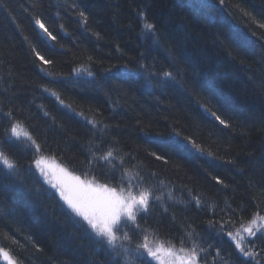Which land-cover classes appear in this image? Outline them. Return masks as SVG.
I'll use <instances>...</instances> for the list:
<instances>
[{
  "label": "trees",
  "instance_id": "16d2710c",
  "mask_svg": "<svg viewBox=\"0 0 264 264\" xmlns=\"http://www.w3.org/2000/svg\"><path fill=\"white\" fill-rule=\"evenodd\" d=\"M0 2L4 5L0 7V107L13 110L24 130L41 143L44 155L82 175L90 141L95 139L90 125L43 91L47 86L85 116L111 125L105 130L106 140L119 141L121 155L131 152L136 156L132 161L125 158L126 167L142 163L146 175L155 172L156 178L165 182L164 200L151 205L143 219L138 218L142 228L176 249L180 248V238L187 239L185 233L194 229L208 250L207 264H257V260L242 257L227 235H217L208 228V220L214 217L246 223L257 210L264 214V52L260 49L264 37L255 44H242L241 36L256 39L244 27L247 18L235 7L231 8L235 19L227 11L211 14L208 9L192 7L196 0ZM226 3L238 4L264 22V0ZM72 4L87 13L88 30L79 23ZM141 9L157 26L159 46L142 32L137 15ZM35 16L57 35V42L44 37L34 25ZM61 24L68 35L61 31ZM96 32L101 39L95 37ZM30 45L54 63L43 65ZM170 52L179 65H186L184 87L171 83L163 89L151 87L138 74L139 64L143 62L157 72L169 69ZM125 63L131 73L122 67ZM81 65L90 68L95 77L76 75L74 70ZM108 68L111 73L105 72ZM47 73L56 74L55 83ZM208 82L215 86L213 96H209ZM209 100L213 110L230 120L231 128L216 124L197 103ZM41 105L49 117L43 116ZM149 122V134L140 132L139 128ZM7 126V118L0 116V132ZM173 128L194 136L206 150L221 160H234L235 165L209 161L180 146L170 135ZM21 149L14 138L4 145L6 153L28 169L33 158ZM151 152L168 162L155 160ZM95 171L101 183L116 186V181L108 178L112 172L106 162L95 165ZM214 176H220L227 187L217 185ZM21 178L31 191L21 187L15 177L0 172V209L5 214L0 217V243L19 264H119L105 246L65 222L60 204L44 193L41 182L32 176ZM186 189L202 196L199 209L189 202ZM169 191L173 199L167 198ZM13 237L18 243L12 242ZM253 243V250L261 253L259 264H264V236L254 237ZM216 249L220 257H216Z\"/></svg>",
  "mask_w": 264,
  "mask_h": 264
},
{
  "label": "snow or ice",
  "instance_id": "6c2138e0",
  "mask_svg": "<svg viewBox=\"0 0 264 264\" xmlns=\"http://www.w3.org/2000/svg\"><path fill=\"white\" fill-rule=\"evenodd\" d=\"M0 7H4L0 2ZM72 9L75 15L79 18V23L82 27L87 29L88 15L84 10H77V5L72 4ZM192 7L197 9H208L210 13H218L220 11H227L228 15L233 19L236 18V13L231 10L232 7L238 9L244 18H247L248 23H245L244 27L251 37L255 40H248L247 35L241 36L242 44L249 45L255 44L264 37V22L258 20L251 12L240 8L238 4L229 5L226 0H196V3ZM59 15V13H57ZM140 20L142 21V32L144 36L153 41V44L159 46L161 43V37L157 29L156 24L149 22L147 14L141 9L137 12ZM264 16V12L261 13ZM34 25L41 30L44 37L48 41L57 42V35L53 34L46 26V23L40 18L35 16L33 18ZM19 27V26H18ZM61 31L65 35H68L64 28V25L60 26ZM257 30L260 31L258 36ZM97 39H101L99 32L94 33ZM27 40V37H25ZM35 57L43 65H52L53 60L46 58L36 49L35 45H30ZM61 48L64 46L61 44ZM260 49L264 52V43L260 44ZM116 50L119 52L120 47L117 44ZM231 55V53H229ZM143 57V53H141ZM170 68L161 69L159 72L150 70L149 65L141 62L137 72L139 75L144 76V79L151 87H158L163 89L168 84H176L183 88L182 73L186 68V65H179L177 63V57L171 52L169 53ZM89 61L93 60L92 56L88 57ZM243 63V61H241ZM122 67L126 72L131 73L133 70L129 69L128 64L125 63ZM154 69V65L152 66ZM41 71L46 69L42 68ZM112 69H105L106 73H111ZM119 73V69H117ZM74 73L79 75L81 73L86 74L88 77H95V73L90 68H85L81 65L79 70H74ZM50 77V82L55 83L58 77L54 73H47ZM207 89L209 96L216 94L215 86L211 83H207ZM43 91L50 96L54 97L58 104L66 109L68 112L75 116L84 119L94 132L95 139L90 141L92 147L88 150L87 163L84 166L82 175H77L75 170H69L68 167H64L60 164L50 163V157L44 155V148L41 143L37 141L27 131L23 132V136L29 142L30 147L35 150V158L30 161L29 169H35L38 172V182L42 181L41 187L47 196L51 199L57 200L61 207V214L65 217V222L69 224L75 231L81 232L86 238L95 240L96 243L105 246L110 250L111 254L116 257H123V264H152L153 261L159 262V264H165V261L161 258V246L155 243V233H149L148 229L142 228L139 219H143L142 214H147L151 205L156 202H160L165 198L164 189L167 187L163 180H158L157 174L151 172L145 174L143 170V164L137 163L131 165V168L126 167V159L128 161L136 160V156L131 152L123 153L121 155V149L117 146L119 141L113 140L108 142L106 140L107 132L111 125L105 123L103 120L96 119L95 117L85 116L83 111H77L72 104L66 103L61 97V94L54 89L47 86H43ZM261 95H264L262 91ZM200 108L207 113L212 120L221 126L223 129L232 127L229 119H226L218 111L213 110L211 101L201 103L197 101ZM44 117H49L48 111L44 110L43 105L39 106ZM0 116L6 117L8 120V126L3 128L0 132V172L8 176L15 177L21 187L27 191H31L24 184L21 178V165L17 160L13 159L4 150L6 142L12 141L13 138L19 140L21 138L22 123L15 118L13 110L9 109L4 111L0 107ZM53 122L55 117H51ZM137 125L141 124L138 119ZM62 127V125H61ZM151 129V123H147L139 128V131L149 134ZM98 134V135H97ZM243 134V133H242ZM170 135L176 138V142L184 147L190 149L200 157H205L209 161L219 160L223 164L235 165V161L232 159L221 160L215 153L206 150L201 143L197 142V139L191 135H182L180 131L175 128L172 129ZM106 150H104V146ZM93 148L95 150H93ZM151 156L155 160H162L167 163V159L159 155L156 152H151ZM100 161L106 162L112 172L111 180L116 181V186L110 187L108 184H99L96 181L95 165H98ZM135 169L134 172L132 170ZM119 172L117 178L116 173ZM132 173V174H130ZM213 180L217 185H224L223 179L220 176H214ZM47 187H44V186ZM189 196V202H194L196 208L202 206L203 198L200 195H192L191 189H186ZM39 192V189L37 190ZM159 193V194H157ZM168 199H173L172 193H167ZM259 209V206L257 205ZM167 211V209H165ZM5 214L0 209V217ZM229 227L234 229L230 231ZM128 228L131 231H126ZM208 228L216 231L217 235H227L228 238L234 243L235 250L245 258L249 260H257L261 256L260 252H256L253 248H249L248 245L252 243L251 238L256 237L257 233L264 236V214H261L257 210L247 222L234 221L231 217L227 220L216 219L215 217L208 220ZM136 230H139L137 233ZM153 239L150 240L149 236ZM184 237L179 240L180 248L178 252L182 255L177 257L178 264H200L201 260L207 264V248L203 247L204 241L199 237V234L195 233V230L186 232ZM188 241H191V246L188 247ZM13 243H18L15 238H12ZM212 245H208L211 248ZM39 250V249H38ZM204 254V255H201ZM168 255L175 256L171 250H168ZM216 257H220V250L216 249ZM0 259L6 264H19L10 251L0 243ZM215 259V258H214Z\"/></svg>",
  "mask_w": 264,
  "mask_h": 264
},
{
  "label": "rangeland",
  "instance_id": "374dc122",
  "mask_svg": "<svg viewBox=\"0 0 264 264\" xmlns=\"http://www.w3.org/2000/svg\"><path fill=\"white\" fill-rule=\"evenodd\" d=\"M79 70V69H78ZM77 75V74H76ZM80 76H87L86 74H83V73H81V74H79ZM64 110H66V109H64ZM67 111V110H66ZM68 112V111H67ZM70 113V112H69ZM72 114V113H71ZM78 117V116H77ZM78 118H80V117H78ZM80 119H82V118H80ZM82 121H84L85 123H87L84 119H82ZM88 124V123H87ZM89 125V124H88ZM91 126V125H90ZM25 130H24V128L23 127H21V138L19 139V140H17V143L18 144H20V146H21V151H23V150H25V151H28L29 153H31V156H32V158L34 159L35 158V156H36V154H35V150L33 149V148H31L30 147V144H29V142L25 139V137L23 136V132H24ZM15 139V138H14ZM20 151V150H19ZM20 151V153L21 154H23L22 152ZM50 158H52V157H50ZM49 162L50 163H56V164H60L57 160H55V159H50L49 160ZM101 163L103 162V161H100ZM60 165H62V164H60ZM22 166V165H21ZM63 166V165H62ZM26 167H21V175H23V176H25V177H28V176H32V178H36L37 180H38V176H39V174H38V172H36L35 171V169L33 168V169H25ZM100 179H98L97 177H96V181H97V183H99V184H105L104 182L103 183H101L100 181H99ZM41 183H42V181H41ZM45 187H47L46 185H45ZM111 187V186H110ZM126 231H128V228H126L125 229ZM260 233H257V236L259 235ZM149 239L150 240H152L153 239V237L150 235L149 236ZM251 240H252V243H250L249 245H248V247L249 248H253V245H254V243H253V240H254V237L253 238H251ZM155 243L158 245V246H161V248H162V251H161V258L165 261V264H178V260H177V257L178 256H180V255H182L181 253H179L178 252V249H176V248H174V247H172L171 245H168V244H166V243H164V242H161L159 239H157L156 237H155ZM109 250V249H108ZM168 250H171L173 253H175L176 255L175 256H170V255H168ZM113 257L115 258V259H117L118 261H119V263L120 264H123V257L121 256V257H116V256H114V254H113ZM113 258V259H114ZM0 264H6V262H4L2 259H0ZM152 264H159V262H157V261H153L152 262Z\"/></svg>",
  "mask_w": 264,
  "mask_h": 264
},
{
  "label": "bare ground",
  "instance_id": "6f19581e",
  "mask_svg": "<svg viewBox=\"0 0 264 264\" xmlns=\"http://www.w3.org/2000/svg\"><path fill=\"white\" fill-rule=\"evenodd\" d=\"M195 1V0H194ZM206 10H202V12H205ZM211 14H213V13H211ZM52 159H54V158H52ZM116 261H118L117 259H116ZM119 262V261H118ZM120 264V263H119Z\"/></svg>",
  "mask_w": 264,
  "mask_h": 264
}]
</instances>
